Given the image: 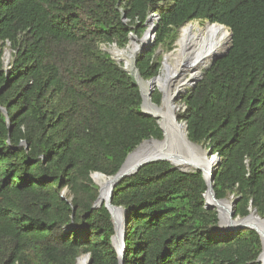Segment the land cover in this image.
<instances>
[{
    "label": "trees",
    "instance_id": "trees-1",
    "mask_svg": "<svg viewBox=\"0 0 264 264\" xmlns=\"http://www.w3.org/2000/svg\"><path fill=\"white\" fill-rule=\"evenodd\" d=\"M151 14L155 44L128 71L101 45L126 47ZM195 20L225 25L233 39L182 94L177 118L219 157L217 198L236 199L235 217L251 208L264 217V0H0V264H76L88 253L90 264H120L92 175L116 174L144 140L163 138L135 69L144 81L159 75V47ZM152 100L161 103L158 89ZM207 189L201 171L167 161L121 181L113 204L128 210L124 264H263L256 230L210 233L220 219Z\"/></svg>",
    "mask_w": 264,
    "mask_h": 264
},
{
    "label": "bare ground",
    "instance_id": "bare-ground-1",
    "mask_svg": "<svg viewBox=\"0 0 264 264\" xmlns=\"http://www.w3.org/2000/svg\"><path fill=\"white\" fill-rule=\"evenodd\" d=\"M149 23L150 35H147L144 43L148 39L150 40L151 32L155 29V21L150 20ZM228 42H231V32L226 26L208 22L205 27H202L197 21L189 22L181 27L180 37L177 40L175 49L165 56L161 73L151 85L143 84L145 111L158 118L167 134L176 133L179 137V152L183 157L181 160L173 161L178 169L199 171L203 167H214L217 163V157H211L212 154H209V156L203 154L198 145L192 144L188 140L185 127L179 126L176 122L174 115L180 109L177 99L174 97L188 91L193 83L204 75L213 61L229 50L231 45L228 47ZM140 49L141 46L132 39L127 48L116 47L115 56L119 60H125L127 66H131ZM152 88L159 89L162 93L160 104H155L149 100V92ZM146 146L150 149H157L161 147V143L153 139L147 142ZM93 179L104 190L99 199V203L103 204L107 199L105 187L109 177L101 173H94ZM225 205H229V202L221 201V203H217L211 196L207 198V208L216 209L219 214L218 237L232 235L231 222L223 208ZM114 215L117 223H121L124 218L123 212L120 209H115ZM252 220H255L254 215ZM115 241L117 240L115 239ZM262 258L264 260V255ZM76 264H89L88 256L81 254Z\"/></svg>",
    "mask_w": 264,
    "mask_h": 264
},
{
    "label": "water",
    "instance_id": "water-1",
    "mask_svg": "<svg viewBox=\"0 0 264 264\" xmlns=\"http://www.w3.org/2000/svg\"><path fill=\"white\" fill-rule=\"evenodd\" d=\"M155 18L157 20L158 16L156 15ZM151 19H152V17H149L148 22H150ZM152 20H154V17ZM154 26L156 29L157 28L156 24H154ZM223 26H225V25H223ZM232 39H233V34L231 32V41H232ZM230 49H231V46H230L229 50L225 54H223L222 56L218 57V59L226 56L229 53ZM218 59L214 60L213 63L211 64V66L207 70H209ZM135 63H136V61H134V64ZM156 77H158V75L153 77L152 79L147 80L146 84L151 85V83L154 81V79ZM135 78L137 80V83L140 85V89H141V93H142V97H143V104H142L143 112L147 115H151V116H154L155 118H157L155 115L147 113L144 109L145 93H144V89L142 86L143 80L140 78L137 69H135ZM202 78H203V75L193 83L192 88H194ZM154 90L155 89L152 88V89H150V92H149V100L151 102H153L152 94H153ZM181 96H182V94H177V95H175L174 98L178 100L181 98ZM2 109L5 113H7V110L5 108H2ZM179 109H180V107H179ZM174 117H175L176 122L178 123L179 126L185 127L186 136H187L188 140L192 144L197 145L196 143L192 142L189 139L187 122L186 121H179L177 118V114H175ZM157 120H158V118H157ZM158 123H159L161 129L163 130V134H164L163 138L162 139L149 138V139L144 140L140 145H138L133 151H131L127 155L125 161L121 165L118 172L114 175L108 176L109 179H108L106 187H105L107 190V199L104 202V204H105L106 208L109 210V212L111 213L113 222L115 224V235L113 236V245L115 246V248L117 249V252L119 254L120 264H124L125 252L127 249V246L125 243L127 220L122 221L121 223H117V221L115 219V215H114V210L120 209L123 212V217H127L128 210L125 209L123 206H117V205L113 204V194H114L115 187L121 181H123L125 178L131 177V176L137 174L141 168H143L144 166H146L148 164H151L154 162H159V161H167V162H170L171 164H173V161L181 160L183 157L179 152L180 140H179L178 135L176 133L167 134L165 132L163 126L160 124L159 120H158ZM153 139L158 140L161 143L160 148L150 149L146 146V143L153 140ZM219 161H220V159H219V157H217V162H219ZM173 167L178 168L174 164H173ZM216 169H217V167L214 166V167H203L199 170L203 173V176H204V178L207 182V185H208V189L205 192L206 207H207L208 196H211L217 203H221V201L229 202V205H225L223 208L225 209V211L227 213V217L229 218V220L231 222L232 235H235L239 230L244 229V228H250V229L256 230L259 233L261 240H262V243H263V251L261 252L258 260L264 264V260L262 258L264 255V217H262L258 213L256 208H251V212L244 217H239V216L235 217L236 199L235 198H233L232 200L229 198L218 199L216 196V193H215V190L213 187V181L215 178ZM183 171H187V170H183ZM95 173H101V172H95ZM101 174L106 175L104 173H101ZM92 178H93V175H92ZM103 191H104L103 188H100L99 197H98V200H97L96 204L94 205V207H100L102 205L99 203V199L102 196ZM253 215L255 217V220H252ZM237 219H238V221H237ZM115 239L117 241H115ZM86 255L88 256L89 261H90V254L88 253Z\"/></svg>",
    "mask_w": 264,
    "mask_h": 264
},
{
    "label": "rangeland",
    "instance_id": "rangeland-1",
    "mask_svg": "<svg viewBox=\"0 0 264 264\" xmlns=\"http://www.w3.org/2000/svg\"><path fill=\"white\" fill-rule=\"evenodd\" d=\"M155 16H156V14H151L150 15V17H152V19H153V17H154V20L153 21H155V24H156V18H155ZM151 19V20H152ZM195 21H197L198 23H200V25L203 27H205L206 26V24L209 22L208 20H195ZM192 22H194V21H192ZM149 26H150V23L148 22L147 23V29L145 30V32L143 33V35L141 36V37H138L137 35H135V34H133L132 36H131V39H130V42H129V44L126 46V47H119L117 44H109V43H103L102 45H101V48H102V50L103 51H105V52H107V53H109L110 55H111V57L117 62V63H119L120 65H122L124 68H126V70H128V71H132V70H134V67H135V64H134V61H135V58H134V60H133V63H132V65L131 66H127L126 65V62H125V60H119L118 59V57L117 56H115V49H116V47L118 48H122V49H124V48H127L130 44H131V42H132V39H134L136 42H137V44L138 45H140L141 46V49H140V51L137 53V54H139L140 52H142L145 48H150L153 44H155V38H156V29H154L152 32H151V38H150V40L148 39L147 40V42H145L144 43V41L147 39V35L149 34L150 35V33H149ZM155 27V26H154ZM229 29V28H228ZM180 30H181V28L179 29V30H177L176 31V33H175V36L173 37V38H170L168 41V43H170V42H172L171 43V47H169V44H165V45H163V46H160L159 47V49H158V51H157V55L159 56V57H161V61H162V66H161V69H160V73H161V71H162V67H163V62H164V58H165V56L167 55V54H169V53H171L174 49H175V47H176V45H177V40L179 39V37H180ZM229 31H230V29H229ZM231 32V31H230ZM232 42V41H231ZM231 42H228L227 44H229V45H231ZM229 45H228V47H229ZM227 47V48H228ZM226 48V49H227ZM225 49V50H226ZM10 54V55H9ZM137 54H136V56H137ZM10 60H11V50L9 49V50H7V52H6V54H5V64L8 66L9 65V63H10ZM121 61V62H120ZM159 73V74H160ZM147 82L146 81H144L143 80V83H142V86H143V84H146ZM192 88V86L188 89V91L190 90ZM156 89V88H155ZM159 90V89H158ZM160 91V90H159ZM187 91V92H188ZM186 93V92H185ZM184 94V93H183ZM181 99V98H180ZM180 99H178L177 100V102H178V104H179V107H180V109H182V110H184L185 109V105L183 104V103H180ZM198 147L200 148V150L202 151V153L203 154H205L206 156H209V154L211 155V153H210V151H208V150H206V148L205 147H203L202 145H198ZM212 156H215V155H211V157ZM218 163V162H217ZM217 163H216V165H217ZM215 165V166H216ZM94 180V179H93ZM94 182H95V180H94ZM95 184L97 185V183L95 182ZM98 186V185H97ZM100 188V187H99ZM69 193V191L67 190V189H64V194H68ZM229 199H233V196H231ZM125 220H127V217H124L123 218V220L122 221H125ZM121 221V222H122ZM212 235H214L216 238H218V234H217V229H214V230H212L211 232H210ZM89 263H90V261H89Z\"/></svg>",
    "mask_w": 264,
    "mask_h": 264
}]
</instances>
